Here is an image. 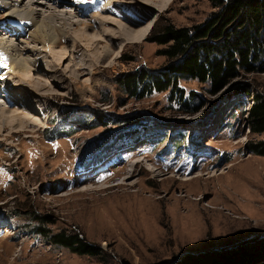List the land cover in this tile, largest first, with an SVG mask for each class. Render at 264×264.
Masks as SVG:
<instances>
[{
	"label": "rangeland",
	"instance_id": "rangeland-1",
	"mask_svg": "<svg viewBox=\"0 0 264 264\" xmlns=\"http://www.w3.org/2000/svg\"><path fill=\"white\" fill-rule=\"evenodd\" d=\"M3 1L0 62L11 70L17 53L29 67L6 84L0 67V264H172L264 238V155L248 147L264 132L250 130L253 95L240 86L264 94V71L244 72L216 93L208 82L179 78L186 93L196 92L192 113L172 101V87L137 97L118 80L161 69L165 44L146 39L151 29L201 22L218 9L212 0H55L57 9L36 0L45 7L37 20L66 13L68 24L50 22L53 41L18 10L26 6ZM119 23L136 31L121 34ZM68 119L75 129L64 132ZM118 139L127 147L113 148L107 167L75 165ZM40 224L78 232L99 252L52 243Z\"/></svg>",
	"mask_w": 264,
	"mask_h": 264
},
{
	"label": "trees",
	"instance_id": "trees-1",
	"mask_svg": "<svg viewBox=\"0 0 264 264\" xmlns=\"http://www.w3.org/2000/svg\"><path fill=\"white\" fill-rule=\"evenodd\" d=\"M212 1L218 9L201 22L191 26L167 22L153 27L146 39L165 44L160 51L166 56V63L152 73L144 69L126 71L118 77L120 85L137 97L154 89L161 91L172 87V101L178 100L179 108L192 113L199 109L198 104L189 100L196 97V92L186 93L179 85V78L192 77L208 82L211 91L216 93L244 72L264 71V0ZM240 86L242 91L253 95L247 113L250 130L264 132V94L251 90L247 81L241 82ZM148 127L149 120L143 121V128ZM137 129L120 131L118 136L125 132L137 133ZM248 147L251 152L264 155V138L248 142ZM36 229L50 242L64 245L76 253L99 252L96 244L80 237L78 232H51L41 224ZM172 264H264V238L231 251L182 256Z\"/></svg>",
	"mask_w": 264,
	"mask_h": 264
},
{
	"label": "bare ground",
	"instance_id": "bare-ground-1",
	"mask_svg": "<svg viewBox=\"0 0 264 264\" xmlns=\"http://www.w3.org/2000/svg\"><path fill=\"white\" fill-rule=\"evenodd\" d=\"M7 1V2H6ZM14 1H16V4H21L22 6H26L25 9H22L21 6H19L20 8L18 9L19 11L20 10H23L22 11V15L26 18V19H30L32 20V22L34 23V25H36V33H39L41 36H42V40L44 41H47V40H50V41H53L54 38H55V35H56V29L55 27L50 23L51 21H57L58 19L62 20L61 23L63 24H68V19L66 17V13L64 10H62V12H53V13H49V14H46L43 18V20H37V17L38 15H40V12H45L44 10V6L42 5H34V3H36L35 1L36 0H5L3 1V3H13ZM55 0H50L49 2H41V4L45 3L47 6L46 7H49V6H54V8H56V3L54 2ZM21 2V3H20ZM15 4V3H14ZM44 4V5H45ZM58 4V3H57ZM18 8V5L16 6ZM12 8V7H11ZM15 8V7H14ZM57 9V8H56ZM16 11V10H15ZM82 12V11H81ZM70 14V13H69ZM44 15V14H43ZM99 15V14H98ZM133 19V18H132ZM130 19V20H132ZM70 20V19H69ZM99 21V20H98ZM105 21L107 20H101L100 24L102 25ZM109 21V20H108ZM107 21V22H108ZM133 21V20H132ZM134 22H137V20H134ZM106 23V22H105ZM133 23V22H132ZM143 23V22H142ZM92 24V23H91ZM131 24V21L130 23ZM88 26L90 27H93V25H89L87 24ZM105 25V24H104ZM119 28H120V31L119 33L121 34H127V36H129V34L131 35L132 32L136 31L135 29L129 27V26H126L124 24H121L119 23ZM142 33V31H141ZM80 37H84L85 34L84 33H80L79 34ZM126 36V37H127ZM13 49V48H12ZM16 50V49H15ZM35 51V50H34ZM14 52V51H13ZM21 53V51H20ZM13 58L12 60V64H11V70H8L7 73H6V76L7 78H5V84H6V80L8 79V76L11 77L12 79H18V80H21L22 78V73L25 69H27V59H24L22 56H18V54H13V56H11ZM29 61V60H28ZM64 64V61L62 62H57L55 63V65L59 66V65H63ZM16 67V68H15ZM29 67V66H28ZM11 71L10 74H8L9 72ZM1 72V71H0ZM2 73V72H1ZM17 77V78H16ZM50 82V81H49ZM22 82L19 83V85L21 84ZM3 87V86H2ZM5 87V85H4ZM14 87V86H13ZM7 88V91L9 92V94H12V89L13 88ZM2 90L4 91V89L2 88ZM7 97V96H5ZM14 100V99H13ZM17 101V100H15ZM3 102V101H1ZM23 105H25L26 103L24 102H21V101H17ZM22 109H25V107L23 106ZM4 112H6L7 110H3ZM25 111V110H24ZM34 118V117H33ZM35 119H38V118H35ZM136 161V160H135ZM186 179H189V178H186Z\"/></svg>",
	"mask_w": 264,
	"mask_h": 264
}]
</instances>
